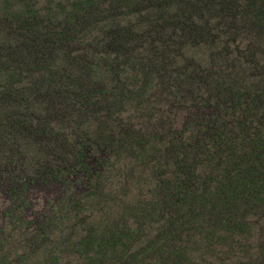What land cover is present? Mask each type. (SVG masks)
Masks as SVG:
<instances>
[{"label": "trees", "instance_id": "obj_1", "mask_svg": "<svg viewBox=\"0 0 264 264\" xmlns=\"http://www.w3.org/2000/svg\"><path fill=\"white\" fill-rule=\"evenodd\" d=\"M0 264H264V0H0Z\"/></svg>", "mask_w": 264, "mask_h": 264}, {"label": "rangeland", "instance_id": "obj_2", "mask_svg": "<svg viewBox=\"0 0 264 264\" xmlns=\"http://www.w3.org/2000/svg\"><path fill=\"white\" fill-rule=\"evenodd\" d=\"M36 196H38V194H36ZM5 203V201H3Z\"/></svg>", "mask_w": 264, "mask_h": 264}]
</instances>
